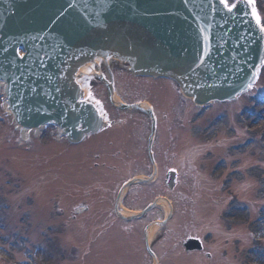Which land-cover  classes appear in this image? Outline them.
Here are the masks:
<instances>
[{
	"label": "water",
	"instance_id": "water-1",
	"mask_svg": "<svg viewBox=\"0 0 264 264\" xmlns=\"http://www.w3.org/2000/svg\"><path fill=\"white\" fill-rule=\"evenodd\" d=\"M97 6L101 10L94 6L93 11L84 0H0V78L10 85V108L21 126L57 124L69 139H80L98 128L99 119L92 111L75 112L79 106L70 82L71 71L64 83L58 81L70 61V66H78L87 60L76 62L79 50L122 57L130 62L135 75L174 79L197 103L207 102L209 94L211 98L230 97L235 89L230 90L229 85L244 81L248 70L236 72L235 78L227 76L213 86L218 79H210L204 70L196 72V79L189 77L203 52L194 23L202 7L214 12L226 30L233 29L231 35L243 36L246 44L259 48L251 25L238 24L243 19L242 10L236 11L237 19L232 20L221 15L222 10L212 0H103ZM203 37L205 41L209 37L205 30ZM224 45L229 57L233 43L225 41ZM19 48L26 51L23 59L16 54ZM205 55L208 60L209 55ZM217 55L211 54L208 64L218 65L224 60ZM202 83L204 86L196 88Z\"/></svg>",
	"mask_w": 264,
	"mask_h": 264
},
{
	"label": "rangeland",
	"instance_id": "rangeland-1",
	"mask_svg": "<svg viewBox=\"0 0 264 264\" xmlns=\"http://www.w3.org/2000/svg\"><path fill=\"white\" fill-rule=\"evenodd\" d=\"M261 1L263 2L264 9V0ZM125 77L128 78V76ZM148 81L151 85L157 87L155 88V91H153L154 94H152V96L148 94L149 92H140V97L142 99H150L151 102H155L157 104L156 106L164 111L170 109L179 111L177 113V118L181 114V111L186 110V112H189V117L193 116L197 120L192 125L195 128L197 127V130L202 134V137H204L205 140L210 139L212 132H214L215 129L223 132L225 136H229L230 132L228 129L230 122L226 121L225 126L223 124L220 125L221 121L219 124L217 123L219 126H216V122H213L215 114L222 108H211L199 117V115H197L198 111L196 107L189 106L190 109L187 110V105L185 103L182 104L178 100L168 99L171 96V93L172 97L175 98L174 93L176 90L173 86L168 87L162 82L152 83V81ZM148 81L140 80L136 82ZM98 95L99 103L102 104L105 110L108 109L109 106L105 101L104 95L101 92H99ZM0 96H4V91L1 86ZM168 100H170L169 103ZM172 118H174V116ZM210 124L214 125L213 130L209 129L205 132L206 126H209ZM260 124L264 125V122L262 121ZM0 130L3 132V134H0V196H4V201L0 202V264H34L38 262L37 260H40L39 264H52L53 258L62 260L64 254L58 250L57 243L58 239H61L63 243L67 245V240L70 237L71 231L68 226H74L75 223H79L83 220L82 226L86 231H89V239H96L99 233L104 232V228L108 225L106 222L108 221V215L113 208L114 197L112 190L115 186H120L124 179L149 173V170L145 169V166H149V162H147L146 153L144 155L145 148L142 136L139 134L140 138L135 145L133 143V138L137 139L135 134L131 133V131H124L125 135L123 137H116L115 142L109 147L103 146L106 142L104 138L101 137V144L98 142L100 140H95L94 147H91L94 153H87V157H81V155L77 156L76 154H78V152L65 154L64 156L69 154L72 155L73 158L77 157V163H79V165H77L76 168L81 169L82 171H76L78 173L74 178H77V181L71 177L72 183L75 184L70 185V188H62L58 179L63 175L68 176V173H71L69 170V164L64 163V166H61L59 171L53 162L50 165L45 166L46 159L44 158L43 165L46 170L48 167L53 166V170H51L53 173L41 177V175L47 173L41 168L34 166L37 165L34 164L36 161L33 163L29 162L32 159L31 155L20 151L18 145L9 146L4 142V135H8V133L10 135H20V133L18 134L16 131L12 119L7 117L5 106H3L2 103H0ZM263 131L264 130L259 129L256 135ZM41 134V140L39 138V140L42 141L41 146L38 145L39 143H34V141H38V139L34 140L35 135H33L31 138L33 142L32 147L35 146V148L40 147L45 149L58 140L56 138L57 131L53 128L44 130ZM117 135L118 131L112 133L107 139ZM243 138L244 137H238V139H234L233 141L238 142ZM38 149H35V151ZM163 149L162 146H158V151H162ZM45 151L47 150L45 149ZM61 153L59 154L61 155ZM200 154L201 153H199V155ZM43 155L44 154L41 156ZM218 157L217 154L213 157L211 165L214 164ZM233 160L235 163H240L237 166V169H243L242 174H245V177L240 175L236 178V181L235 178L233 179L231 186L228 184L224 187L223 178L219 177L218 172H212V186L209 189L202 186L203 193L207 192L212 195L216 192L217 197L213 198H215L214 201H217V205L221 206L220 211L225 212V203L227 202L225 201V198H229V196H231L232 206H236L235 211L233 210V212H228L227 210L225 213H220L222 223H224L223 219L225 218L234 223L231 224L236 226L234 229L237 231L236 236H234L235 234H231L217 242H223L221 248H227V250L230 251L232 249L230 248L231 242L237 238V245L234 250L235 255L233 254L231 258V260L233 258L235 259L234 264H264V258L258 253L254 254L256 244L251 243L244 237H247L248 229H252L255 237L262 240V237H264V228L261 227V229H259L254 225L256 224L257 216H259L260 213H264V146L260 147L256 145L249 149L247 153L245 152L242 155L237 154ZM48 161H50V159H48ZM189 162L195 164L197 161L191 160ZM209 163L210 161H207L205 165H208ZM257 164L258 166L255 167ZM80 166L85 167L80 168ZM210 166H205L206 169H208L207 172L209 171ZM66 167H68V169ZM8 174L11 176H7ZM14 174L17 177H13L12 175ZM70 176H73V174ZM25 179L26 181H24ZM11 181H13L16 186H20L21 192L25 182L26 185L24 186L25 189L23 194H15V191H12L13 189L11 190V187L8 186ZM51 184L59 186L55 195L53 192L54 188L52 190L45 189L46 186H50ZM42 185H44V187H42ZM107 187L109 188L107 189ZM153 188L154 187L144 188L146 189V194L144 196H139L140 200L145 199L146 201H149L153 199V196L151 195ZM160 188V185H158L156 189ZM31 189L34 192H32ZM37 190L40 196L42 195V191H47L49 197L56 196L57 198L49 199L50 202L47 204H50V206L48 207H42V204L36 203L32 204L31 207L28 203V198L34 200L35 191L37 192ZM188 190L191 194H194L189 188ZM134 195H136V193H128L125 204L127 203V205H129V203H133L132 201L135 198ZM9 202H11L13 207L10 206ZM80 202L90 204V212L88 214L83 213L82 215H78L76 221H73L74 219L71 220L73 209L77 207ZM4 203L8 204L9 208L11 207L10 211L3 210ZM247 204L251 207V213L246 210V208H248ZM60 209L65 210V212H57ZM84 220L86 224H84ZM250 222L253 223L251 224ZM263 243L264 240L261 241V245ZM68 249L65 251L67 252V256ZM91 250H94V246H92ZM261 254L264 256V248H262ZM66 260L68 263L71 262L69 261V257H67ZM259 260L262 261L260 262ZM222 264H224V261Z\"/></svg>",
	"mask_w": 264,
	"mask_h": 264
},
{
	"label": "snow or ice",
	"instance_id": "snow-or-ice-1",
	"mask_svg": "<svg viewBox=\"0 0 264 264\" xmlns=\"http://www.w3.org/2000/svg\"><path fill=\"white\" fill-rule=\"evenodd\" d=\"M220 4L223 6V8L228 12L232 13L234 11H239V0H219ZM249 3H252V0H249ZM253 15L256 18V22L258 25H261V18L260 16L255 12V9L253 8ZM261 31H264V25L261 26ZM89 97H91V93H89ZM99 103V101H97ZM101 115L105 116L103 111L101 110ZM106 118V116H105Z\"/></svg>",
	"mask_w": 264,
	"mask_h": 264
},
{
	"label": "bare ground",
	"instance_id": "bare-ground-1",
	"mask_svg": "<svg viewBox=\"0 0 264 264\" xmlns=\"http://www.w3.org/2000/svg\"><path fill=\"white\" fill-rule=\"evenodd\" d=\"M0 86H2V84L0 83ZM161 205L165 208L166 212L169 213L170 211V208H169V205L168 203L165 201V200H161ZM124 214V215H123ZM122 215L125 217V216H131V214L133 213H130V212H125L123 213ZM158 228H153L151 231H150V236H149V240H151L153 238V234L154 232L157 230ZM117 243H121V242H117Z\"/></svg>",
	"mask_w": 264,
	"mask_h": 264
}]
</instances>
